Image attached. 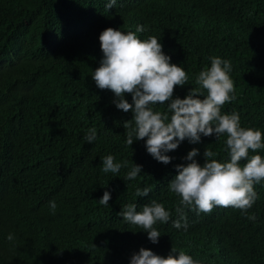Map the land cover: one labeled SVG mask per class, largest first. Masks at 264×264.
<instances>
[{"label":"trees","instance_id":"16d2710c","mask_svg":"<svg viewBox=\"0 0 264 264\" xmlns=\"http://www.w3.org/2000/svg\"><path fill=\"white\" fill-rule=\"evenodd\" d=\"M108 1L0 0V264H29L42 257L51 230L42 232L39 223L49 218H56L50 223L53 232L71 236L61 244L62 264L76 259L98 264V251L88 256L75 252L93 237L103 243L97 250L116 245L120 252L138 253L144 239L151 242L148 234L118 213L128 204L141 211L152 200L170 213L167 223L153 226L161 235L159 250L191 252L198 264H264V181L254 185L258 198L247 215L231 206L199 214L185 208L186 230L172 226L178 219L176 207H183L181 197L168 187L177 175L175 166L189 163L184 158L193 148L199 150L194 159L201 165L206 147L217 153L212 159L226 162L227 137L202 136L196 144L185 139L167 153L173 158L167 165L147 152L145 140L126 143L123 125L133 113L118 109L114 93L96 86L91 76L103 52L87 49L78 38L83 23L93 24ZM239 2L249 9L248 0ZM254 12H259L264 30V0ZM242 49L246 62L232 57L234 69L229 73L236 98L221 112H236L242 127L264 133V36ZM181 54L182 49H173L172 55ZM182 61L188 82L173 98L183 99L198 87L195 80L205 65L190 53ZM125 99L132 103L131 94ZM153 107L168 110L167 103ZM91 128L96 129V139L88 143L85 135ZM256 154L264 157V148L249 150V157ZM108 155L127 166L117 173L103 172ZM133 162L142 172L128 180ZM246 162L241 160V166ZM144 187L151 188L149 195L137 197L136 189ZM105 191L111 195L108 205L98 201ZM50 201L57 205L54 213ZM253 214L256 219H248Z\"/></svg>","mask_w":264,"mask_h":264},{"label":"clouds","instance_id":"9594fccd","mask_svg":"<svg viewBox=\"0 0 264 264\" xmlns=\"http://www.w3.org/2000/svg\"><path fill=\"white\" fill-rule=\"evenodd\" d=\"M239 1L109 0L103 3L95 22H84L78 32L87 49L103 52L99 67L91 76L96 86L114 93L113 103L118 109L133 113V118L123 125L128 130L125 134L129 146L145 140L147 152L167 165L173 159L167 153L176 150L185 139L196 144L202 136L227 137L230 159L226 162L212 159L217 153L206 147L205 162L201 165L194 159L199 150L193 148L184 158L190 162L175 166L177 175L168 187L181 197L179 205L183 206L175 209L178 219L172 226L176 229L187 228L185 208L199 214L211 213L215 206H231L247 215L258 198L254 185L264 181V157L259 154L249 157V150L255 153L264 148V133L242 127L236 112H221L225 103L236 98L234 81L229 75L234 69L232 57H240L245 63L242 46L264 36L259 12L253 13L260 9L262 0H248L249 9ZM173 49H182V54L172 55ZM186 53L194 54L205 65L195 80L198 87L191 88L183 99L173 98L174 91L178 92L188 82L189 74L182 61ZM125 94H131L132 103L125 99ZM165 103L167 112L153 107ZM85 139L92 143L96 129H89ZM241 160L247 162L241 166ZM102 164L105 173H117L127 166V162L123 165L114 162L112 155L103 158ZM141 172L142 166L133 162L126 179L133 180ZM150 191V187L137 188L136 196L146 197ZM110 199V193L105 191L98 201L108 205ZM49 207L54 213L55 201H50ZM118 215L142 227L151 242L144 239L138 245V253L131 254L120 252L116 245L109 249L104 245L97 250L103 243L97 244L93 237L75 252L88 256L98 251V264H198L191 252L174 248L161 251L157 247L161 235L153 226L170 219L162 203L152 200L141 211H137L136 204H128ZM55 219L40 221L42 232L51 230L49 241L45 254L29 264H62L61 244L71 240V236L65 231H52L50 223ZM248 219L255 220L256 216L249 215ZM7 239L11 241L13 236L9 234ZM89 263L76 259L68 264Z\"/></svg>","mask_w":264,"mask_h":264}]
</instances>
